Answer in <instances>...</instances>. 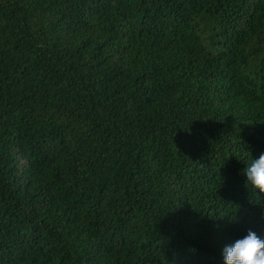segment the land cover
Returning <instances> with one entry per match:
<instances>
[{
  "label": "trees",
  "instance_id": "obj_1",
  "mask_svg": "<svg viewBox=\"0 0 264 264\" xmlns=\"http://www.w3.org/2000/svg\"><path fill=\"white\" fill-rule=\"evenodd\" d=\"M261 153L264 0H0V264H223Z\"/></svg>",
  "mask_w": 264,
  "mask_h": 264
},
{
  "label": "clouds",
  "instance_id": "obj_2",
  "mask_svg": "<svg viewBox=\"0 0 264 264\" xmlns=\"http://www.w3.org/2000/svg\"><path fill=\"white\" fill-rule=\"evenodd\" d=\"M243 175L248 185L264 193V153L252 157ZM222 257L223 264H264V236L249 229L223 248Z\"/></svg>",
  "mask_w": 264,
  "mask_h": 264
}]
</instances>
